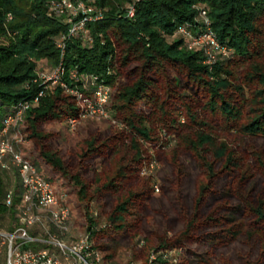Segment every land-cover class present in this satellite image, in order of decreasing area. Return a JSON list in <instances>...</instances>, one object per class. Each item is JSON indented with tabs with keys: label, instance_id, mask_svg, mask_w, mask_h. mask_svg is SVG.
<instances>
[{
	"label": "trees",
	"instance_id": "1",
	"mask_svg": "<svg viewBox=\"0 0 264 264\" xmlns=\"http://www.w3.org/2000/svg\"><path fill=\"white\" fill-rule=\"evenodd\" d=\"M60 1L0 0V130L21 103H33L21 127L33 146L23 142L17 147L28 159L35 157L33 164L57 193L66 194L72 226L64 239L73 243L75 230L84 228L93 247L103 252L101 264H108L106 241H116L117 234L138 223L132 206L146 193L131 186L144 161L137 135L152 139L146 115L137 111L144 103L155 109V120L172 134L176 152L189 151L203 170L178 240L221 248L247 236L264 251V148L254 145L264 140V0H72L93 5L102 18L87 24L92 42L67 36L63 54L58 40L68 34L69 25L65 13L52 10V3ZM132 3L135 15L128 17ZM202 9L207 10L216 39L227 49L210 63L204 49H190L188 38L178 32L181 27L192 35L207 31ZM40 60L53 68L62 65L66 87L42 83L37 73ZM92 76L97 77L94 83ZM99 84L110 88L107 107L126 128L117 130L110 122L102 129L82 122L74 167L64 149L50 144L48 126L80 119L83 98L92 100ZM207 116L219 120L224 133L207 128ZM126 131L130 157L121 155ZM14 132L11 128L9 136ZM96 159L108 167L102 179L94 177L95 193L90 195L94 190L85 171ZM11 190L12 202L7 205ZM104 191L117 196L102 228ZM24 198L17 167L0 166V229L14 228ZM176 247L182 246L161 239L153 259L145 264H182L167 255ZM186 254L195 257L194 264L207 263L202 252L186 248ZM3 261L0 253V264Z\"/></svg>",
	"mask_w": 264,
	"mask_h": 264
},
{
	"label": "rangeland",
	"instance_id": "2",
	"mask_svg": "<svg viewBox=\"0 0 264 264\" xmlns=\"http://www.w3.org/2000/svg\"><path fill=\"white\" fill-rule=\"evenodd\" d=\"M215 53L218 54V52ZM52 72L53 67L49 63L44 60L38 62L37 73L39 75L43 73L51 74ZM54 85L56 84H51V86ZM67 92L71 93L70 91ZM110 93L111 91L109 90L108 107L111 102ZM108 107L106 109L107 116L94 115L80 118L77 120L75 126H72L69 120H66L62 124H49L48 131L52 132L50 144L58 148L61 147L67 152L68 156H70L67 161L71 166L76 167L78 165L74 154H77L81 144L77 131L82 122L99 125L102 129H106L111 123L117 130L126 128L125 124L112 116ZM154 110L144 103H141L137 109L138 112L146 115L147 124L151 127L152 131L151 140H146L143 136L137 135L140 147L144 149V161L131 186L134 190H142L146 193L145 196L136 200L132 206L136 215L138 214L137 216H139L138 220H136L138 223L134 222V226L129 230L117 234L118 239L116 241H106L109 247L106 252L108 264H145L146 261L153 259L155 255L154 248L158 246L161 239L182 246L181 248L176 247L167 251V255L174 263L179 261L182 264H194L191 260H195V257H188L186 254V248H189L193 251L204 253L207 263L203 264H248L250 260H256L260 262L259 264H264L263 249L256 240L247 236H241L236 243L221 248H218L217 244L211 248H207L203 244L204 242L190 245L178 240L183 227V221L192 211L195 195L194 187L198 178L202 176L203 170L189 151L182 149L176 152L174 140L171 139L172 134L161 128L159 122L155 120L156 115L154 114ZM176 117L181 122L186 121V118L182 114H177ZM206 120L209 122L207 128L218 133H224L219 120L209 116L206 117ZM21 132L24 137V144L28 148H32V140L28 138L27 134L23 133V129ZM127 132H124L122 136L124 138L122 139L124 146L121 155L130 157L133 151L127 146L130 136V133ZM73 145H75V148ZM254 145L262 149L264 148V140H256ZM249 146L250 148L253 147L252 143ZM29 159L31 162L36 161L34 156H30ZM174 161L177 164L174 165ZM94 163L95 166L90 167L91 164H89L85 171L87 181L93 190L96 187L94 177L101 176L102 179L107 172L104 170L108 167L106 161L101 159L94 160ZM259 182L260 179L256 183ZM258 186L256 189L260 191ZM93 193H95V190L90 195ZM116 196L115 193L105 191L100 196V201L104 206L101 218L102 228L105 227L106 216H108L116 203ZM94 205H96L95 202ZM94 211L98 213L99 209L97 208ZM136 225L139 227L136 228ZM84 231L85 229L79 226L75 230L76 238ZM206 251L207 253H205ZM100 253L103 255V252Z\"/></svg>",
	"mask_w": 264,
	"mask_h": 264
},
{
	"label": "built area",
	"instance_id": "3",
	"mask_svg": "<svg viewBox=\"0 0 264 264\" xmlns=\"http://www.w3.org/2000/svg\"><path fill=\"white\" fill-rule=\"evenodd\" d=\"M52 10L59 14L65 13V22L69 25L68 34L62 35L58 40L62 54L67 36H81L92 42L87 24L102 18L101 12L96 11L93 5H87L84 1L61 0L52 3ZM126 12L128 17H134L135 4L129 5ZM200 16L208 26L207 31L192 35L181 27L178 32L188 38L190 49H204L209 56L207 62L210 63L216 57L215 52L225 54L227 49L221 46L211 30L207 10L202 9ZM9 18H12L11 14ZM63 74L64 68L59 65L53 68L51 74L38 75L43 84H61L66 87L61 80ZM72 75L76 76L75 73ZM96 80L97 77L92 76V82ZM109 90L106 85L99 84L92 100L83 98L81 118L107 116ZM69 91L79 94L74 89ZM32 105L29 101L21 103L13 114L6 117L0 130V166L4 169L16 166L25 188L24 204L18 207V222L11 230L0 229V253L5 254L4 264H101L102 255L93 247L88 232L78 235L73 243L64 239L63 236L72 226L66 194L57 193L51 181L17 147L24 142L21 127L25 113ZM77 120L72 118L69 123L75 126ZM11 128L15 129L13 136H9ZM11 202L12 190L6 197V204L10 205Z\"/></svg>",
	"mask_w": 264,
	"mask_h": 264
},
{
	"label": "crops",
	"instance_id": "4",
	"mask_svg": "<svg viewBox=\"0 0 264 264\" xmlns=\"http://www.w3.org/2000/svg\"><path fill=\"white\" fill-rule=\"evenodd\" d=\"M3 255H4V261H5V254L3 253ZM4 261H3V264H4Z\"/></svg>",
	"mask_w": 264,
	"mask_h": 264
}]
</instances>
